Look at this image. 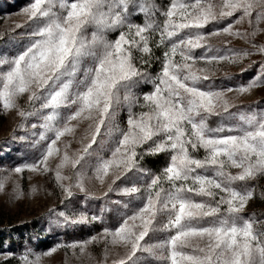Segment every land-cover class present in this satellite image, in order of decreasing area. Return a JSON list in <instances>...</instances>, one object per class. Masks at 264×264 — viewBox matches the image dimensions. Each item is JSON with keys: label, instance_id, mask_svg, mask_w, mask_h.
Masks as SVG:
<instances>
[{"label": "snow or ice", "instance_id": "obj_1", "mask_svg": "<svg viewBox=\"0 0 264 264\" xmlns=\"http://www.w3.org/2000/svg\"><path fill=\"white\" fill-rule=\"evenodd\" d=\"M20 11L0 52V112L19 118L32 156L0 166V192L11 184L19 199L25 172L48 177L52 222L99 230L25 242L0 264H45L60 249L65 264H264V212L248 211L264 200V107L237 103L264 87V0H29ZM101 199L111 207L80 203Z\"/></svg>", "mask_w": 264, "mask_h": 264}, {"label": "rangeland", "instance_id": "obj_2", "mask_svg": "<svg viewBox=\"0 0 264 264\" xmlns=\"http://www.w3.org/2000/svg\"><path fill=\"white\" fill-rule=\"evenodd\" d=\"M29 0H0V52L4 50L3 46L6 42V33L10 29H14L17 23L24 21L21 9L26 6ZM158 3H166L167 0H157ZM19 32V30H17ZM264 39V37H258ZM236 46H244L243 41L234 40ZM259 59V57H253ZM247 63V61L245 62ZM228 71L233 73L240 72V66L227 67ZM255 74V68L243 73L237 77L238 81H246ZM219 76V74H218ZM219 82V81H217ZM259 102L260 107H264V87L254 89L251 94L238 98L237 103H254ZM23 106L24 100L20 101ZM18 117L14 112H0V166L14 165L22 163L25 159H30L32 149L26 141H21L20 136L24 135V131L16 127ZM84 125L78 131L79 135ZM79 145L73 141L72 149L78 148ZM31 176V179H29ZM25 195L19 199L15 198L11 192V184L0 192V251L21 250L25 242H29L36 250L51 247L59 242H67L76 239H85L99 228L89 227H69L67 229L57 227L52 221L53 218L48 216V209L59 207V193L54 191L51 181L48 177L37 176L25 172L23 179L20 180ZM35 184L43 190L36 194L29 195L30 185ZM264 185V180L260 181ZM93 186L99 195L106 190L107 185H100L93 181ZM52 192L51 195L48 193ZM120 199L117 193H111L109 200ZM82 206H86L92 211H99L101 206L111 207L107 201L93 200L90 202L80 201ZM248 211L264 212V200L259 198L250 202ZM91 214V213H90ZM94 255L99 257L101 247H93L91 249ZM10 264H16L11 261ZM45 264H65V252L60 249L51 257L46 258ZM69 264H80L75 258H69ZM154 264V262H153Z\"/></svg>", "mask_w": 264, "mask_h": 264}]
</instances>
